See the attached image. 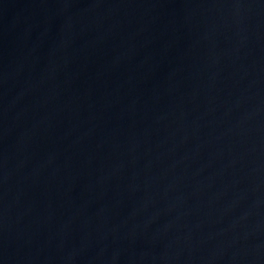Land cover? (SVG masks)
<instances>
[{"label": "water", "instance_id": "1", "mask_svg": "<svg viewBox=\"0 0 264 264\" xmlns=\"http://www.w3.org/2000/svg\"><path fill=\"white\" fill-rule=\"evenodd\" d=\"M0 264H264V0H0Z\"/></svg>", "mask_w": 264, "mask_h": 264}]
</instances>
